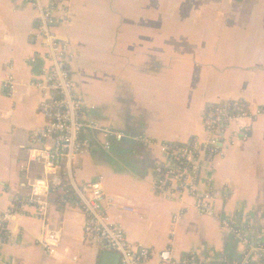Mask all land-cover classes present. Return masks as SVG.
I'll list each match as a JSON object with an SVG mask.
<instances>
[{"label":"crops","instance_id":"0c3cea01","mask_svg":"<svg viewBox=\"0 0 264 264\" xmlns=\"http://www.w3.org/2000/svg\"><path fill=\"white\" fill-rule=\"evenodd\" d=\"M68 6L56 31L70 41L72 74L92 107L86 116L99 125L82 132L88 149L74 160L77 181L102 177L114 200L107 206L111 220L129 242L154 252L240 260L246 245L225 218L253 244H264V116L231 122L223 155L199 162V196L209 194L212 213H201L189 194L157 191L155 171L170 160L162 144L208 140L207 106L264 105V0H70ZM38 23L28 0H0V264H100L107 250L84 238L85 215L73 197L52 192L45 218L28 203L30 182L43 173L29 148L46 123L45 93L34 86L43 63L32 61L43 52ZM105 129L126 137L110 139L107 149ZM45 224L59 236L53 250L38 241Z\"/></svg>","mask_w":264,"mask_h":264},{"label":"built area","instance_id":"2783aa9c","mask_svg":"<svg viewBox=\"0 0 264 264\" xmlns=\"http://www.w3.org/2000/svg\"><path fill=\"white\" fill-rule=\"evenodd\" d=\"M34 7L39 19L35 35L43 47L39 56L32 61L42 60L40 78L34 86L43 90L45 99L41 110L46 123L33 135V144L29 148V158L43 168L41 176L30 182L28 203L35 205L46 217L52 192L63 191L74 198L85 215L84 238L90 244L103 245L107 251L120 256V264H264V244H253L241 228L235 227L228 219L223 225L240 237L245 252L240 260L224 257L221 261L205 262L188 254L176 258L172 249L166 248L154 252L128 241L126 231L120 223L113 222L107 206H113L102 183L98 180L80 183L73 168L74 160L88 149V142L82 139L85 128H99L97 122L87 118L89 107L79 93L70 67L73 52L70 41L63 39L56 31L60 21H67L70 0H28ZM9 88L14 87L11 76ZM264 116V105L252 109L244 100H227L209 105L204 112V126L209 136L206 142L191 138L183 143H165L161 147L169 156L168 164L156 167V190L167 197L183 196L185 193L197 199V205L203 214L212 213L207 199L209 194L200 195V161L208 162L224 153V135L229 124L236 120H255ZM248 128H244V137H248ZM105 148L111 147L110 139L123 140V132L105 129ZM202 197V198H201ZM123 210L134 211L127 206ZM13 210L4 214V219L13 215ZM179 215L178 217H180ZM38 241L47 249L53 250L59 244L57 233L45 224ZM157 258V262L153 260Z\"/></svg>","mask_w":264,"mask_h":264},{"label":"water","instance_id":"95a60500","mask_svg":"<svg viewBox=\"0 0 264 264\" xmlns=\"http://www.w3.org/2000/svg\"><path fill=\"white\" fill-rule=\"evenodd\" d=\"M100 264H120V256L117 253L106 251L102 254Z\"/></svg>","mask_w":264,"mask_h":264},{"label":"trees","instance_id":"16d2710c","mask_svg":"<svg viewBox=\"0 0 264 264\" xmlns=\"http://www.w3.org/2000/svg\"><path fill=\"white\" fill-rule=\"evenodd\" d=\"M230 260H231V258L230 257H228Z\"/></svg>","mask_w":264,"mask_h":264}]
</instances>
